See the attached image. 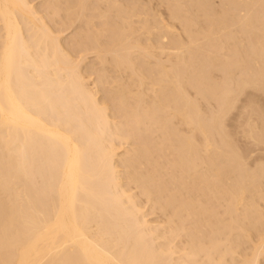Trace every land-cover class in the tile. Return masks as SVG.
Instances as JSON below:
<instances>
[{"label":"bare ground","instance_id":"bare-ground-1","mask_svg":"<svg viewBox=\"0 0 264 264\" xmlns=\"http://www.w3.org/2000/svg\"><path fill=\"white\" fill-rule=\"evenodd\" d=\"M154 1L0 0V264H264V0Z\"/></svg>","mask_w":264,"mask_h":264},{"label":"rangeland","instance_id":"rangeland-1","mask_svg":"<svg viewBox=\"0 0 264 264\" xmlns=\"http://www.w3.org/2000/svg\"><path fill=\"white\" fill-rule=\"evenodd\" d=\"M152 2H155V1L152 0ZM153 5H156V2H155V4H154V3H153V4L151 3V7H153ZM157 6H158V5L154 6V9H155ZM159 7H160V6H158L157 8H159ZM160 8H161V7H160ZM160 8H159V10H160V11H159V14L161 15V14L163 13L164 18L167 17L166 11L164 12L165 9L162 10L163 8H161V9H160ZM156 10H158V9H156ZM162 11H163V12H162ZM160 12H161V13H160ZM163 16L161 15L162 18H163ZM89 58L91 59V57L88 55V57H87L86 60L88 61ZM90 59H89V60H90ZM263 93H264V92H263ZM263 96H264V94H263ZM263 96L261 95L260 97H261V99L264 100Z\"/></svg>","mask_w":264,"mask_h":264}]
</instances>
